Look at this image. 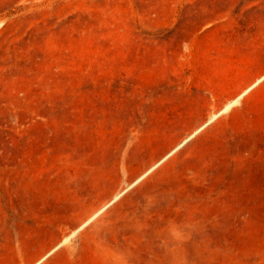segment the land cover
<instances>
[{"label": "rangeland", "instance_id": "374dc122", "mask_svg": "<svg viewBox=\"0 0 264 264\" xmlns=\"http://www.w3.org/2000/svg\"><path fill=\"white\" fill-rule=\"evenodd\" d=\"M0 264H264V0H0Z\"/></svg>", "mask_w": 264, "mask_h": 264}, {"label": "bare ground", "instance_id": "6f19581e", "mask_svg": "<svg viewBox=\"0 0 264 264\" xmlns=\"http://www.w3.org/2000/svg\"><path fill=\"white\" fill-rule=\"evenodd\" d=\"M154 165V164H153ZM134 180V179H133ZM91 217V216H90ZM88 218V217H87ZM85 220V219H84Z\"/></svg>", "mask_w": 264, "mask_h": 264}]
</instances>
